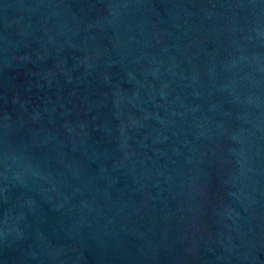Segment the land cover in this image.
I'll use <instances>...</instances> for the list:
<instances>
[{"label":"water","instance_id":"95a60500","mask_svg":"<svg viewBox=\"0 0 264 264\" xmlns=\"http://www.w3.org/2000/svg\"><path fill=\"white\" fill-rule=\"evenodd\" d=\"M0 264H264V0H0Z\"/></svg>","mask_w":264,"mask_h":264}]
</instances>
